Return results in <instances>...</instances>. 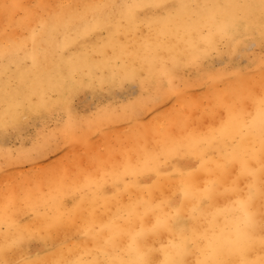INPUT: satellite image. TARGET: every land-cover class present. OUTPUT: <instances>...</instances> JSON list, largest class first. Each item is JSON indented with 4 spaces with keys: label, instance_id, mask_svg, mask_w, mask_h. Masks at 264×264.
I'll list each match as a JSON object with an SVG mask.
<instances>
[{
    "label": "snow or ice",
    "instance_id": "1",
    "mask_svg": "<svg viewBox=\"0 0 264 264\" xmlns=\"http://www.w3.org/2000/svg\"><path fill=\"white\" fill-rule=\"evenodd\" d=\"M0 8V264H264V0Z\"/></svg>",
    "mask_w": 264,
    "mask_h": 264
},
{
    "label": "rangeland",
    "instance_id": "2",
    "mask_svg": "<svg viewBox=\"0 0 264 264\" xmlns=\"http://www.w3.org/2000/svg\"><path fill=\"white\" fill-rule=\"evenodd\" d=\"M92 1L95 2V0H91V2ZM4 2L11 3V2H15V0H0V5H2ZM28 2L73 3V2H90V0H28ZM0 16H2V8H0ZM2 41H3L2 30H0V43H2ZM220 60L221 59H219L220 64L217 61L212 63L213 70L224 71V72L230 71L231 68H230L229 60L227 62L223 60L220 61ZM244 63H247V61L246 60L242 61L241 66ZM195 73H196L195 70L193 73H189V71H187L185 74V79L191 80V81H197V80H193ZM184 90L188 93V96L186 98L185 97L181 98V101L179 103L172 101V103L170 104L169 101L171 100V97H168L166 99H163L160 105H166L168 108H170V106L172 107L175 106L177 109H182L183 105L186 104L187 100H192V101L197 100L198 93H203V96L201 98L207 99L206 92L208 90V86L202 80L199 83L189 84L188 87L185 88ZM101 98H102L101 93H98V92L93 93V91H89L86 93V95L81 94L79 97H77L75 99V105L81 114H86L94 110V108L99 104ZM115 98L119 99L120 97L117 96ZM123 132H124V129L116 128L113 130L111 134H109V138L116 140L115 136ZM96 133L97 132H91L89 134V138L91 139L93 138L94 143L96 142L94 139L95 137L103 135L102 133L100 134H96ZM43 159L44 158H42V160ZM53 164H55V160H47L46 162H37L35 164V169H34L32 167V162L25 161L18 165H14V166L10 165V167H14L15 169L14 172L11 173V175H14L13 177L24 176L25 178H28L29 172H35L37 169H44ZM3 170H4V165L3 163H0V172H3ZM2 182H3V178L0 177V184H2Z\"/></svg>",
    "mask_w": 264,
    "mask_h": 264
},
{
    "label": "bare ground",
    "instance_id": "3",
    "mask_svg": "<svg viewBox=\"0 0 264 264\" xmlns=\"http://www.w3.org/2000/svg\"><path fill=\"white\" fill-rule=\"evenodd\" d=\"M93 2V1H92ZM104 2H110V0H104ZM192 2H199V0H192ZM218 2H231V3H249V2H254V0H218ZM70 47L72 46L71 44L69 45ZM219 59L220 58H218V59H215L213 62H215V61H217L219 64H220V62H219ZM221 60H223V61H228V59L227 58H223V59H221ZM220 60V61H221ZM212 62V63H213ZM213 67V66H212ZM187 71H189V73H193L194 72V70L193 69H188ZM186 71V72H187ZM200 74L199 73H195V75H194V77H193V80H197L198 79V76H199ZM89 91H92L91 89H84V90H82L81 92H79L78 94H77V96L75 97V99L77 98V97H79L81 94H83V95H86V93L87 92H89ZM203 96V93H198L197 94V98H201ZM183 98V97H182ZM186 98V97H185ZM162 101V100H161ZM161 101H160V104H161ZM74 104H75V100H74ZM186 106V104L185 105H183V108ZM172 106H170V108H171ZM182 108V109H183ZM78 110V109H77ZM198 114L197 113H193V119H195L196 118V116H197ZM92 132H97V131H92ZM96 134H100V133H96ZM95 134V135H96ZM121 134L122 133H119V134H117L116 136H115V138H116V140H119L120 138H121ZM90 139V141L91 142H93L94 143V141H93V138L91 139V138H89ZM48 168V167H47ZM12 176H14V175H12Z\"/></svg>",
    "mask_w": 264,
    "mask_h": 264
}]
</instances>
